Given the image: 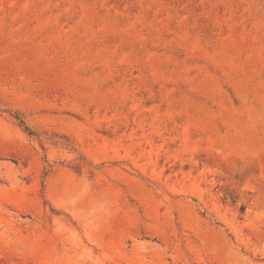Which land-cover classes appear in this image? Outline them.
Returning <instances> with one entry per match:
<instances>
[{
  "label": "rangeland",
  "instance_id": "rangeland-1",
  "mask_svg": "<svg viewBox=\"0 0 264 264\" xmlns=\"http://www.w3.org/2000/svg\"><path fill=\"white\" fill-rule=\"evenodd\" d=\"M0 264H264V0H0Z\"/></svg>",
  "mask_w": 264,
  "mask_h": 264
},
{
  "label": "trees",
  "instance_id": "trees-1",
  "mask_svg": "<svg viewBox=\"0 0 264 264\" xmlns=\"http://www.w3.org/2000/svg\"><path fill=\"white\" fill-rule=\"evenodd\" d=\"M20 125L23 127L24 132H26L29 135H32V132L29 130V128L26 126L25 122L23 120H20ZM243 209L241 208V211Z\"/></svg>",
  "mask_w": 264,
  "mask_h": 264
}]
</instances>
